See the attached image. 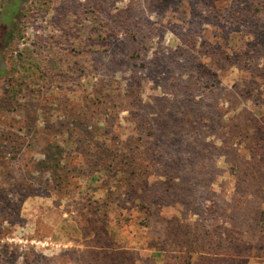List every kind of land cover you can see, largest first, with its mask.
Masks as SVG:
<instances>
[{"label": "rangeland", "instance_id": "374dc122", "mask_svg": "<svg viewBox=\"0 0 264 264\" xmlns=\"http://www.w3.org/2000/svg\"><path fill=\"white\" fill-rule=\"evenodd\" d=\"M11 35L0 264H264V0H22Z\"/></svg>", "mask_w": 264, "mask_h": 264}, {"label": "trees", "instance_id": "16d2710c", "mask_svg": "<svg viewBox=\"0 0 264 264\" xmlns=\"http://www.w3.org/2000/svg\"><path fill=\"white\" fill-rule=\"evenodd\" d=\"M22 0H9L6 2L0 9V51L3 50L8 41H10L12 35H11V29L17 26L18 24V13L20 9V3ZM4 72L1 71L0 75H3ZM256 149L258 147L256 146ZM54 154H46L45 160L43 163L49 164L52 163V167H59L58 160H55L53 157ZM264 161V160H263ZM51 164V165H52ZM261 165H264V162L260 163ZM51 167V168H52Z\"/></svg>", "mask_w": 264, "mask_h": 264}]
</instances>
